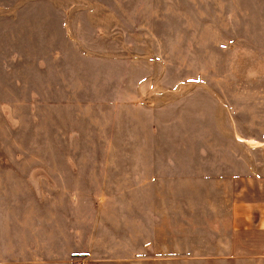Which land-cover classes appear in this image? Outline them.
<instances>
[{"label": "rangeland", "instance_id": "1", "mask_svg": "<svg viewBox=\"0 0 264 264\" xmlns=\"http://www.w3.org/2000/svg\"><path fill=\"white\" fill-rule=\"evenodd\" d=\"M261 141L264 0H0V264H215Z\"/></svg>", "mask_w": 264, "mask_h": 264}, {"label": "crops", "instance_id": "2", "mask_svg": "<svg viewBox=\"0 0 264 264\" xmlns=\"http://www.w3.org/2000/svg\"><path fill=\"white\" fill-rule=\"evenodd\" d=\"M239 138L244 139L234 138V145L243 142ZM240 159L229 153L227 167L212 177L210 256L215 264H264V169Z\"/></svg>", "mask_w": 264, "mask_h": 264}]
</instances>
